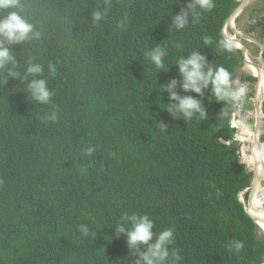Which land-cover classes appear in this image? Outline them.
<instances>
[{"label":"trees","instance_id":"trees-1","mask_svg":"<svg viewBox=\"0 0 264 264\" xmlns=\"http://www.w3.org/2000/svg\"><path fill=\"white\" fill-rule=\"evenodd\" d=\"M41 1L30 0L31 7ZM85 1L78 0L71 7L63 0H56L49 7L47 13L55 24L54 29L63 28V38L59 44L47 42L50 46H44L55 50V57L38 61L45 69L48 86H62L54 108L59 117H63V96L72 83L101 95L100 121L92 123L82 138L78 123H74L67 127L65 138L73 142L102 141L92 160L96 168L110 163L103 182L119 197L117 205L129 214H148L155 222V232L174 227L175 240L170 251H178L177 264H262L264 241L256 239L258 231L253 221L219 181L220 176L235 175L241 191L252 180L239 162L238 146L220 142L222 137H233L229 120L234 104L216 102L209 90H205L207 119L172 120L163 109L167 101L160 87V83L170 78H179L174 63L192 50L201 51L213 66H223L230 74L234 73L239 53L233 49L235 58H229L217 50L218 41L224 38L223 26L237 5L236 0H214L211 12L197 10L201 13L198 23L169 32L170 18L178 11L180 0H142L138 10L127 4L133 0H120L124 15L109 11L99 22H93L91 13L104 7L103 0ZM125 16L127 21L121 27ZM69 29L74 31L73 37ZM115 36L118 42L111 49ZM204 36L212 38L211 46L203 43ZM49 37L57 38L55 31ZM157 43L168 51L164 69L171 67L168 72L156 69L144 58L145 52ZM178 44L182 47L177 48ZM49 62L56 65L54 76L48 72ZM66 66L74 68L66 71ZM26 67L27 62L19 70L22 75ZM94 69L104 71L106 77L96 84H87L84 73ZM120 99L134 108L125 116L116 117ZM0 113L8 114L1 105ZM143 115L148 119L150 131L142 132L140 137H127L124 123ZM244 135L249 138V130ZM45 140L46 146L31 149L27 154L31 167L41 173L51 168L56 159V147L51 141L54 139ZM121 140H139L143 149L149 140H155L158 149L153 161L141 167L136 161L138 152L132 153ZM18 167L10 162L8 185L0 175V248L23 252L25 263L14 260L6 261L7 264H131L135 250L130 253L123 236L112 239L116 222H111L106 212L82 204L58 205L62 199L50 200L36 191L38 177L22 187L13 175ZM81 224L88 226V236L79 231ZM233 240L244 243L239 254L229 251V242ZM26 251L34 255L32 263H26L30 259ZM35 255H41V261L35 262Z\"/></svg>","mask_w":264,"mask_h":264},{"label":"clouds","instance_id":"clouds-1","mask_svg":"<svg viewBox=\"0 0 264 264\" xmlns=\"http://www.w3.org/2000/svg\"><path fill=\"white\" fill-rule=\"evenodd\" d=\"M63 1L67 6L73 7L78 0ZM87 1L89 0L85 2ZM54 2L56 0H42L32 8L30 0H0V105L4 112L8 113L7 115L0 113V175L4 177L5 185L10 184V162H14L19 167L13 170V175L22 187L25 188L38 177L35 184L36 191L50 200L62 199L57 202L58 205L78 207L82 204L85 208L106 212L109 220L116 222L112 227L115 229L112 239L123 236L127 247L131 250L130 253L135 250L133 256L135 259L131 264H177L180 259L178 251L175 249L170 251V245L175 240L174 227L155 232V222L148 214H129L125 208L117 205L119 197L103 182L104 172L110 163L96 168L92 160L102 147V141L73 142L64 136L68 126L78 123L82 138L92 123L100 121L98 110L101 95L90 93L72 83L62 99L63 117H59L54 111L59 88L62 86L49 87L44 75L45 69L38 63L55 57V50L44 47L50 46L46 43L59 44L60 39L63 38V28L55 30V24L47 13ZM244 2V8L228 26V19ZM236 3L222 29V35L226 33L229 38L224 36L220 39L218 41L220 49L217 50L218 54L228 55L229 58L234 57L231 53L233 49L239 53L240 60L236 56L234 73L231 71L230 74L223 66H213L201 51L192 50L189 55H182L174 63L178 68L179 78H170L166 83H160V87L167 101V107L163 109L172 120L188 121L194 117L199 120L207 119L208 113L203 101L205 90H209L210 96L215 97L216 102L234 104L235 108L230 112L229 120L233 137L231 139L222 137L220 142L225 146L234 144L238 146L239 162L246 173L251 175L252 180L241 191L237 187L235 175L220 176L219 181L228 194L233 195L242 205L245 214L256 226L259 240L264 241V204L261 205L256 200L258 190L264 186V134L261 130L264 125V98L258 99L261 73H264V16L257 13L261 5L257 4L256 0H236ZM261 3L263 4L264 0ZM103 4L102 9L91 13L93 22L105 19L109 11L124 15L120 0L113 2L103 0ZM127 4L138 10L142 0H133L132 3ZM179 4L178 11L170 18L168 32L180 31L190 23H198L201 15L198 9L211 12L215 7L214 0H189L188 3L187 0H180ZM242 17H244V30L238 26ZM126 21L125 16L120 26L123 27ZM54 31L57 38L49 37ZM69 33L73 37L72 29H69ZM232 38L240 41L241 49L236 42L233 43ZM202 39L206 46H211L213 43L210 36H204ZM117 42L115 36L111 49ZM176 47L180 48L182 45L178 44ZM167 56L168 51L161 46V43H157L144 54L146 60L163 72H168L171 68L164 70ZM26 62L27 67L22 75L19 70ZM253 66L259 70L258 75ZM47 67L49 74L54 76L57 71L56 65L49 62ZM239 67L245 75L237 77ZM73 68L74 66H66L65 70L72 71ZM84 76L87 84H96L100 78L106 77V73L94 69L85 72ZM132 108L133 105L120 99L115 116H125ZM221 111L226 110L221 108ZM252 122L254 129L249 126ZM158 124L168 127L164 122ZM150 129L145 115L129 118L123 126L127 137H140L142 132ZM247 130L252 131V137L249 139L244 135ZM46 138L54 139L51 141L56 147V159L51 168L41 173L31 167L27 154L31 149L39 150L46 146ZM121 141L131 148L132 153L138 152L136 161L141 167L153 161L158 149L155 140H149L145 149L142 148L139 140ZM254 147L261 152V156L255 161H253ZM249 158H252V162L248 160ZM256 167L260 180L256 189L252 191ZM250 198H253L256 210L250 207ZM258 218H261V221ZM79 231L84 236L89 234V228L84 224L79 226ZM10 237L16 241L13 236ZM228 248L229 251L239 254L244 248V243L233 240L229 242ZM0 251L2 255L0 264L14 260L25 263L23 252L2 248ZM26 252L30 256L26 263H32L34 255L30 251ZM41 258V255H35V262L41 261Z\"/></svg>","mask_w":264,"mask_h":264},{"label":"bare ground","instance_id":"bare-ground-1","mask_svg":"<svg viewBox=\"0 0 264 264\" xmlns=\"http://www.w3.org/2000/svg\"><path fill=\"white\" fill-rule=\"evenodd\" d=\"M253 69H254L255 73L258 75L259 70L255 66H253ZM262 98H264V73L263 72L261 73V81L259 83V90H258V99H262ZM249 134H250L249 138L252 137V131L249 130ZM260 156H261V152L256 147H254V149H253V161L258 159ZM248 160L252 162V158H249ZM263 187L258 190V199H256L257 202L261 205L264 204V189H263ZM256 239L259 240L258 235H257Z\"/></svg>","mask_w":264,"mask_h":264},{"label":"water","instance_id":"water-1","mask_svg":"<svg viewBox=\"0 0 264 264\" xmlns=\"http://www.w3.org/2000/svg\"><path fill=\"white\" fill-rule=\"evenodd\" d=\"M244 6H245V2H244V4L239 8V9H237L231 16H230V18L228 19V21H227V25L229 26V24H231V21L234 19V17L244 8ZM234 21V20H233ZM233 31H234V33L236 34V35H238V33L236 32V30L235 29H233ZM224 36H225V38H229L228 36H227V34L226 33H224ZM232 41H233V43L234 42H236L237 43V45H238V48L239 49H241V43H240V41L239 40H236L235 38H232ZM243 51L245 52V49L243 48ZM258 118H259V114H258ZM259 180H260V177H259V174H258V169H257V167H256V169H255V180H254V183H253V185L251 186V189H252V191H254L255 189H256V187L258 186V184H259ZM249 205H250V207L252 208V209H254V210H256V205H255V202H254V200H253V198H250V200H249ZM258 220L259 221H261V218H258Z\"/></svg>","mask_w":264,"mask_h":264},{"label":"rangeland","instance_id":"rangeland-1","mask_svg":"<svg viewBox=\"0 0 264 264\" xmlns=\"http://www.w3.org/2000/svg\"><path fill=\"white\" fill-rule=\"evenodd\" d=\"M244 17H242L240 20H239V22H238V26H239V28L240 29H242V30H244ZM240 75H245L244 73H243V70L241 69V67H239L238 68V70H237V77H239ZM251 128L253 127V129H254V122H252V125H249ZM261 130H262V133L264 134V125L262 126V128H261ZM262 141V140H261Z\"/></svg>","mask_w":264,"mask_h":264},{"label":"flooded vegetation","instance_id":"flooded-vegetation-1","mask_svg":"<svg viewBox=\"0 0 264 264\" xmlns=\"http://www.w3.org/2000/svg\"><path fill=\"white\" fill-rule=\"evenodd\" d=\"M261 1L262 0H256V3L261 5L260 8H258L257 13H261L262 16H264V3L262 4Z\"/></svg>","mask_w":264,"mask_h":264}]
</instances>
